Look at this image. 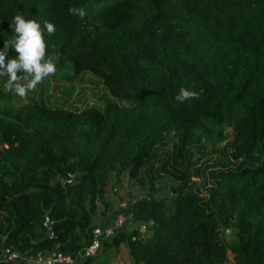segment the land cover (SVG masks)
Returning a JSON list of instances; mask_svg holds the SVG:
<instances>
[{"label": "trees", "instance_id": "trees-1", "mask_svg": "<svg viewBox=\"0 0 264 264\" xmlns=\"http://www.w3.org/2000/svg\"><path fill=\"white\" fill-rule=\"evenodd\" d=\"M17 13L55 25L57 71L24 100L0 90V257H76L127 174L149 195L103 254L264 264V0H0V48Z\"/></svg>", "mask_w": 264, "mask_h": 264}, {"label": "clouds", "instance_id": "clouds-1", "mask_svg": "<svg viewBox=\"0 0 264 264\" xmlns=\"http://www.w3.org/2000/svg\"><path fill=\"white\" fill-rule=\"evenodd\" d=\"M68 12L81 21L88 15L84 7H70ZM9 29L13 34L0 48V90L24 100L57 71L56 58L48 52L51 45L46 39L54 35L56 27L48 20L41 22L17 13L11 18ZM10 50L15 53L12 57H9ZM197 95L182 86L174 100L183 104Z\"/></svg>", "mask_w": 264, "mask_h": 264}, {"label": "built area", "instance_id": "built-area-1", "mask_svg": "<svg viewBox=\"0 0 264 264\" xmlns=\"http://www.w3.org/2000/svg\"><path fill=\"white\" fill-rule=\"evenodd\" d=\"M73 177L68 176L65 180L66 185L73 183ZM127 207L120 206V210L108 221L97 223L91 233V240L76 257L54 253L46 256L26 257L22 254L5 250L0 257V263L4 264H81L88 260H96L103 253L104 243L110 241L118 232L125 230L127 217L122 210ZM139 233V239L145 240L142 235L146 233L144 226L136 228ZM146 236V235H145Z\"/></svg>", "mask_w": 264, "mask_h": 264}, {"label": "rangeland", "instance_id": "rangeland-1", "mask_svg": "<svg viewBox=\"0 0 264 264\" xmlns=\"http://www.w3.org/2000/svg\"><path fill=\"white\" fill-rule=\"evenodd\" d=\"M83 87L85 91H90L92 87H94L93 84L90 83H84ZM76 93L73 95V98L75 97ZM195 159H198L197 157ZM196 183H199L197 179H193ZM172 182L166 181V180H160L157 184L156 187L160 189V196L169 199L171 197L170 191L172 186ZM149 192L147 190H142L140 187L137 185H134V182L128 179L127 174H124L121 176L120 180L117 181L115 177H111L110 185L107 189L106 192V197L105 201L107 204V210L105 215H102L103 212V207L98 206V215L96 217V224L105 222L112 216H114L118 211L120 210V206H129L133 203V201L143 198V197H148ZM157 197L159 195L157 194ZM146 233H144L142 236L145 238L147 237ZM102 257V255H101ZM118 260L119 264H129L127 257H126V252L122 251L118 253V256L116 258ZM231 256L229 255L228 257V262L226 264L231 263Z\"/></svg>", "mask_w": 264, "mask_h": 264}, {"label": "crops", "instance_id": "crops-1", "mask_svg": "<svg viewBox=\"0 0 264 264\" xmlns=\"http://www.w3.org/2000/svg\"><path fill=\"white\" fill-rule=\"evenodd\" d=\"M122 251L126 252V250L123 247H121L119 249V252H122ZM118 253L115 254L114 256L113 255L111 256L110 254L108 255L107 253H104V254L102 253V257H100L98 260L93 261L90 264H119L118 260H116ZM126 257H127V253H126ZM127 260H128V257H127ZM128 262H129V260H128ZM129 264H130V262H129Z\"/></svg>", "mask_w": 264, "mask_h": 264}, {"label": "water", "instance_id": "water-1", "mask_svg": "<svg viewBox=\"0 0 264 264\" xmlns=\"http://www.w3.org/2000/svg\"><path fill=\"white\" fill-rule=\"evenodd\" d=\"M47 236H48V237L51 236V230H50V227L48 228Z\"/></svg>", "mask_w": 264, "mask_h": 264}]
</instances>
